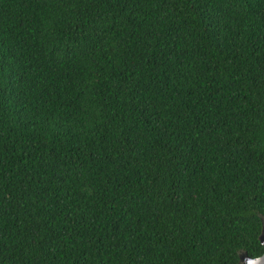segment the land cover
Listing matches in <instances>:
<instances>
[{"label":"trees","instance_id":"16d2710c","mask_svg":"<svg viewBox=\"0 0 264 264\" xmlns=\"http://www.w3.org/2000/svg\"><path fill=\"white\" fill-rule=\"evenodd\" d=\"M264 0H0V264L262 256Z\"/></svg>","mask_w":264,"mask_h":264},{"label":"clouds","instance_id":"9594fccd","mask_svg":"<svg viewBox=\"0 0 264 264\" xmlns=\"http://www.w3.org/2000/svg\"><path fill=\"white\" fill-rule=\"evenodd\" d=\"M243 262L244 264H264V257L257 256L253 258V257L248 256L243 260Z\"/></svg>","mask_w":264,"mask_h":264},{"label":"water","instance_id":"95a60500","mask_svg":"<svg viewBox=\"0 0 264 264\" xmlns=\"http://www.w3.org/2000/svg\"><path fill=\"white\" fill-rule=\"evenodd\" d=\"M260 242L262 244V246L264 247V218H263V228H262V232L260 235ZM249 255L246 252H241L240 253V263L244 264L243 260L248 257ZM262 257H264V254L262 255Z\"/></svg>","mask_w":264,"mask_h":264}]
</instances>
